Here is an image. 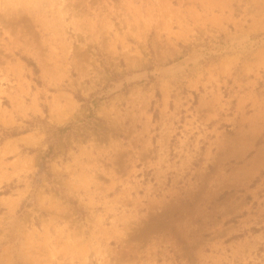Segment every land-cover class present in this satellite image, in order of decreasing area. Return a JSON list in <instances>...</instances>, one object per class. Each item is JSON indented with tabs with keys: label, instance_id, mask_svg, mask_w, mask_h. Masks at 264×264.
<instances>
[{
	"label": "rangeland",
	"instance_id": "374dc122",
	"mask_svg": "<svg viewBox=\"0 0 264 264\" xmlns=\"http://www.w3.org/2000/svg\"><path fill=\"white\" fill-rule=\"evenodd\" d=\"M0 264H264V0H0Z\"/></svg>",
	"mask_w": 264,
	"mask_h": 264
},
{
	"label": "trees",
	"instance_id": "16d2710c",
	"mask_svg": "<svg viewBox=\"0 0 264 264\" xmlns=\"http://www.w3.org/2000/svg\"><path fill=\"white\" fill-rule=\"evenodd\" d=\"M99 100H100V99H99ZM96 101H97V100H94V101H92V103H93V104H96Z\"/></svg>",
	"mask_w": 264,
	"mask_h": 264
}]
</instances>
